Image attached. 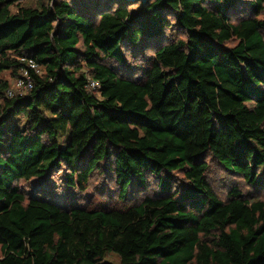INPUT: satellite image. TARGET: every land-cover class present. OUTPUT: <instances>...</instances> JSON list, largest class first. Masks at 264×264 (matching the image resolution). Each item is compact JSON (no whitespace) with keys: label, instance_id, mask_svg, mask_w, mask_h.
Wrapping results in <instances>:
<instances>
[{"label":"trees","instance_id":"obj_1","mask_svg":"<svg viewBox=\"0 0 264 264\" xmlns=\"http://www.w3.org/2000/svg\"><path fill=\"white\" fill-rule=\"evenodd\" d=\"M260 15L264 0H0V264H264V195L223 200L206 177L215 160L264 191ZM21 58L41 73L8 98ZM107 163L121 202L157 192L63 208L20 188L61 172L85 191Z\"/></svg>","mask_w":264,"mask_h":264},{"label":"rangeland","instance_id":"obj_2","mask_svg":"<svg viewBox=\"0 0 264 264\" xmlns=\"http://www.w3.org/2000/svg\"><path fill=\"white\" fill-rule=\"evenodd\" d=\"M12 11L14 10L12 9ZM260 17L264 18V15H260ZM130 62L137 65L140 63L135 59H130ZM3 77L9 80L10 86L14 89L15 78L11 76L9 72H4ZM14 90L16 93L18 92L16 89ZM17 120L18 122L21 121V119ZM208 161L209 166L206 173L207 180L221 199L225 200L227 192L234 186L245 194L253 193L259 196L264 195V191L255 194L253 189L247 186L240 177L225 171L215 160L209 159ZM109 168L110 163H107L104 167L105 174L101 172L94 173L90 179L89 187L85 191H79L75 188H66L62 183L61 172L50 174L46 182L44 180H34L31 182H20L19 184L22 191L26 194L47 199L63 208H122L139 201L145 194L153 195L157 192L156 184L150 179L149 186L146 190L141 192L132 191L129 193L127 201L121 202L118 197V185L115 182L113 173L109 172ZM105 260L115 264L118 263V258L113 253L106 254Z\"/></svg>","mask_w":264,"mask_h":264},{"label":"built area","instance_id":"obj_3","mask_svg":"<svg viewBox=\"0 0 264 264\" xmlns=\"http://www.w3.org/2000/svg\"><path fill=\"white\" fill-rule=\"evenodd\" d=\"M23 62V66L20 69L19 76L14 81V89L18 92L16 93L15 90L10 87L7 92L6 96L11 98L15 96V94H24L29 91L33 87V74L40 75V66L33 58H21ZM89 86L91 88L98 87V83L95 81H90Z\"/></svg>","mask_w":264,"mask_h":264},{"label":"water","instance_id":"obj_4","mask_svg":"<svg viewBox=\"0 0 264 264\" xmlns=\"http://www.w3.org/2000/svg\"><path fill=\"white\" fill-rule=\"evenodd\" d=\"M132 1H141L143 4H145L147 0H132Z\"/></svg>","mask_w":264,"mask_h":264}]
</instances>
